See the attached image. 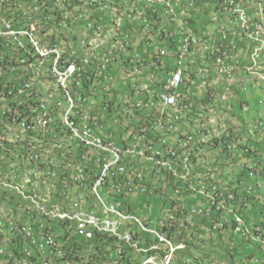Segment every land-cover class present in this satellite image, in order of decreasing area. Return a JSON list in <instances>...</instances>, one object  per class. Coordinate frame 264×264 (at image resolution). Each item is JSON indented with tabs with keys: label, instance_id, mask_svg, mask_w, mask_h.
Segmentation results:
<instances>
[{
	"label": "built area",
	"instance_id": "obj_1",
	"mask_svg": "<svg viewBox=\"0 0 264 264\" xmlns=\"http://www.w3.org/2000/svg\"><path fill=\"white\" fill-rule=\"evenodd\" d=\"M201 4L211 10L213 34L196 33L191 26L189 16ZM14 5L23 6V17L14 15ZM258 5H264V0H166L154 4L144 0H49V8H42L38 0H0L1 145L13 150V161L0 155V264H14V259H22L24 264H72L78 254L89 251H97L93 264H115V258H123L125 264V257L138 251L124 242L109 244L92 238L94 226L88 221L73 218V222H86L89 235H74L73 226L53 223V216H63L52 211L57 200L37 205L21 181L13 179L14 161H22L26 174L38 171L47 186L66 192L71 205L84 203L94 208L93 198L102 196L104 212L122 216L147 240L167 241V234L179 232L180 245L167 241L174 262L152 264H189V260L177 258V247L204 245L206 234L215 236L214 232L230 234L233 242L237 238L264 252V227L245 230L240 213L264 189V181L257 180L260 170L251 160L238 163L233 175L227 176V184H220V175L225 174L217 167L224 161L232 165L236 151L249 154L254 149L249 143L264 136V122L257 119L248 127H227L217 109L204 102L223 103L229 98L225 90L224 100H217L214 87L222 63L234 70L230 83L244 74L252 77L249 82L253 85H264V18ZM140 11H149V18L132 20V13ZM41 20H48L53 44L43 43ZM65 20L85 21L86 29L65 27ZM90 28L118 34V41L73 44V37L89 34ZM55 31H63V38H55ZM179 33H186V40H179ZM188 39H198L200 58H193ZM239 41L250 44L246 62L240 60L246 47ZM33 44H40L42 63L32 59ZM104 45H113L114 53L98 58L99 47ZM90 49H97L96 59H89ZM175 59H182V66H175ZM95 61H102V70H95ZM185 63H192L194 77H185ZM47 64H54L47 81L50 92L40 89L38 83ZM113 67L126 82L124 98L118 92L122 103L112 110L109 105L99 109L95 101L85 98L84 83L98 85L106 78L105 70ZM185 90L200 92L204 101L193 99L191 111H182L180 95ZM71 98H78L77 110L63 113V105ZM164 101H171V111L163 110ZM195 110H203L201 121H193ZM102 111L107 114L104 119V114L101 119L93 117ZM206 112L222 120L223 135L214 134V120L212 125L204 124ZM171 122H179V137H169ZM245 133L248 141L238 136ZM180 137L190 140L191 154L180 150ZM220 139H231V146H220ZM19 140L40 143L41 151L15 149ZM109 159H120V167L106 169ZM241 173H248L255 183L248 185L239 178ZM173 181H180V188H173ZM222 187H230V194H222ZM136 193L158 200L154 212L159 215H138L128 203ZM20 198H29V206L20 205ZM189 217L204 219L196 226ZM60 232L65 234L64 243L51 244V236ZM190 236H197V243L184 240ZM13 246L20 247L19 255L7 251ZM103 248H114V256H101ZM47 253H54V261H46ZM197 264L220 263L200 256Z\"/></svg>",
	"mask_w": 264,
	"mask_h": 264
},
{
	"label": "bare ground",
	"instance_id": "obj_2",
	"mask_svg": "<svg viewBox=\"0 0 264 264\" xmlns=\"http://www.w3.org/2000/svg\"><path fill=\"white\" fill-rule=\"evenodd\" d=\"M39 1L40 3H42V8H49V0H39ZM144 1L145 4H154L166 0H144ZM20 7H22V5H14V15L16 17H23V8ZM148 15H149V11H140V13H132V20H140V18H148ZM69 21L70 20H65L66 23L65 26L67 25L69 26L68 24ZM75 22H80V21L72 20L73 23L72 29H75L74 27ZM90 30H95L96 32H100L99 28H90ZM40 33L44 35H48L47 40L43 41L44 44H53L52 40H54V37L49 35L48 20H41ZM92 33L90 31L89 33L90 37L88 36L86 37L85 39L86 42H84V44L88 43L87 38L90 40V44H91V42L93 41ZM101 34L104 36V39L105 37H109V39L111 38V41L108 44H116V41H118V34L115 33H101ZM97 37H98L97 42H103L102 36L100 34H98ZM60 38L63 37L61 36ZM77 38L75 40L77 41V43H79V40ZM179 40H186V33H179ZM81 43H82V39H81ZM188 46L190 48V52H193V58H200V43L198 39H188ZM105 47L107 48L108 51V52L106 51V54L114 53L113 45H105ZM102 51L104 50H101V52ZM106 54L102 58H105ZM32 59L35 63H42V55H40V44L32 45ZM89 59H95V58H89ZM95 64L98 65V66L95 65V70H102V61H95ZM175 66H182V59H175ZM53 71H54V64H47L45 66V70H42L41 73L38 75V83L43 84L45 80L48 81L49 74H52ZM184 75L185 77H194V67L192 66V63L184 64ZM233 78H234V70L229 69V63H222L221 70L217 71L214 77V87L217 96L219 97L225 96L226 89L223 87L222 82L227 81L230 83L233 80ZM197 96H200V92L185 90L183 93H181L180 95L181 110L191 111L190 102L193 99H196ZM77 106H78V98H71V102H68L67 104L63 105V113H74L77 110ZM163 110L171 111V101H164ZM201 118H203V110H195V112H192L193 121H201ZM213 120H214V134L223 135V128H221L222 120L214 119L213 112H206L204 117V124L212 125ZM169 137H179V122L170 123ZM2 142H4V133H0V155L5 161H13V150L4 149V147H2L1 145ZM179 145H180V150H182V153L191 154V142L187 137H180ZM220 146H231V139H220ZM25 148L31 149V151H41V144L34 143L32 140H19L15 142V149H25ZM118 167H120V159H109L106 162V169L108 170H116V168ZM257 170H260L258 166H257ZM12 176L13 179H19V181H21V187L24 188L25 192H30V198L32 200H37V205H47V203H54L57 200L58 204H52V211L54 213H58L59 215H63V216H53V223H65V226H73L74 235H89V228H86V222H73V218H75L76 220L88 221L92 226H94V228L91 229V237L100 236L102 239L107 237V239L104 241L109 244H123L124 242L126 245H130L136 250H138L130 254L129 257H125V264H152L153 262L161 263V260H166V262H174V254H171V251H168V243H167L168 241L170 242L171 245H176L172 237H169L167 234V241H165L164 238H156V239H148V240L145 239L142 236V234L138 232V228L129 227V222L126 219H123L122 216L115 215L114 213H110V212H104V206H102V196H95V198H93L94 208L87 207L86 204L84 203H73L71 205L69 201L66 200V192L60 189H54L52 186H47L45 179L38 173V171H31L30 175L26 174V172L24 171V164L22 163V161L13 162ZM220 184H222L221 181ZM173 188H180V181H173ZM222 194H230V187H222ZM63 204L65 205L62 206ZM20 205L29 206V198H20ZM245 230H254V229L253 228L250 229L246 222ZM170 235H178L179 242L177 245H180V234H178V232H173ZM60 237H61L60 234H55L51 236V244H61L62 238ZM190 237H191L190 243H194L197 240V236H190ZM0 243H1V236H0ZM162 246H165L166 248H163ZM194 247H196L194 246V244L181 245L177 247V253L181 251L184 254L183 258L186 259L187 256L190 257V255H187L186 252H188V249L190 248L192 249ZM46 255L50 257L49 261H54V253H47ZM101 256H114V248L101 249ZM195 258L194 260H190L189 264L192 263L197 264V261H200L199 257L197 258V260H195ZM96 259L97 257L95 258V260ZM95 260L90 259L89 257L87 258L84 255L78 254L77 261H72V264H79V262H84L86 264H93ZM22 262H24V260L22 259L16 261L17 264H22ZM53 264H60V263H53ZM115 264H123V258H115Z\"/></svg>",
	"mask_w": 264,
	"mask_h": 264
},
{
	"label": "rangeland",
	"instance_id": "obj_3",
	"mask_svg": "<svg viewBox=\"0 0 264 264\" xmlns=\"http://www.w3.org/2000/svg\"><path fill=\"white\" fill-rule=\"evenodd\" d=\"M38 2H40L38 0ZM20 8H23L20 7ZM261 9V10H260ZM264 5H258V12L260 15H262V18H264ZM201 9L200 8H197L194 10V13H198ZM205 11H209L210 8H208V6H205L204 8ZM263 11V12H262ZM82 22V23H81ZM71 23V24H70ZM76 23V24H75ZM74 23V27L75 29L77 30H84L86 28V22L85 21H80V22H75ZM66 24V23H65ZM69 26H65V27H73V23H72V20L69 21ZM79 24V25H78ZM81 24V25H80ZM79 26V27H78ZM82 26V27H81ZM92 35H93V41L92 42H97V36L98 34H100L102 36V40L103 42H107L109 43L111 41V38L109 39V37H105L104 39V36L100 33V32H96L95 30H90ZM60 34V35H59ZM41 35V38H43V41L47 40L48 38V35H44L42 33H40ZM56 35H57V38H60L61 36H63V32L62 31H56L55 32V38H56ZM90 37V34L88 33H83V34H79V36H75L78 40H79V43L80 44H83L84 42H86V37ZM54 37V36H53ZM95 37V38H94ZM81 39H82V43H81ZM229 39H234L232 35L229 36ZM87 42L86 44H90V40L87 38ZM77 43V44H79ZM104 47V48H103ZM103 47H99V51H98V58H102L105 54H106V51H107V48L105 47V45ZM106 48V49H105ZM93 50V51H92ZM101 50H104L101 52ZM91 52V53H90ZM108 52V51H107ZM97 49H90L89 50V58H95L97 57ZM95 56V57H94ZM96 66H98L97 64H95ZM101 66V65H100ZM41 83V81H40ZM104 83V81H103ZM101 81L98 82V85L95 84V88L94 89H91V92H93L94 94L96 93V95H99L100 92H101V89L103 87H105V85H108L109 86V91L110 92H114V91H117V90H120L118 92H120V97L121 98H124V94H125V90L122 89L121 90V87H119V84L116 81L110 83V84H103ZM40 89L44 90L45 92H50L51 91V88L48 84V82L45 80L43 84L39 85ZM240 87V91L238 93H236L235 95H233L231 98H230V103L233 107L232 109V112H229L227 114H225V117L227 119H230L232 115L235 116V120H233L232 122L229 121L227 123H230L231 125H240V126H250V119H256V118H260L261 116V119L263 120L264 122V92L261 88H258V87H255L253 88V85H251L250 83H245L243 84L242 86H239ZM117 93V92H116ZM84 94L86 95V91L84 92ZM115 94V93H113ZM229 94V93H228ZM116 95V94H115ZM88 99H89V102L91 100V96H88ZM217 100H224V97H219L217 96ZM246 103V104H249L250 107L252 108V111L250 113H246L244 112L242 109H241V105L242 103ZM218 104V102H209L208 104V107H213V106H216ZM203 108V107H201ZM251 114V115H249ZM108 123H105V125H107ZM227 127H230L229 125H227ZM235 129V127H234ZM249 128H247L248 130ZM241 133H244L243 131ZM238 136L240 137H246V141H248V133H245V134H239ZM259 141L262 143V148L258 147L257 145V142L259 144V141L257 139H254L255 141H253L252 143H249L251 144L253 147H257L256 149V152L260 153L261 157H259L258 159L256 158L257 162L256 165L260 168V166L262 167V171H264V138L260 137L258 138ZM235 156L237 158H240L243 156V154L239 151H236L235 152ZM250 163H255L254 161V158L250 161ZM231 168H228L226 169L227 170V173L229 172ZM260 181V180H259ZM262 197V196H261ZM258 198H260V196L258 195ZM158 201V200H156ZM154 199L153 200H149L148 197L144 196V195H141L139 193H136L132 199H129L128 203L129 205H131L133 207V209H135L137 211V214L140 215V216H143V217H152V216H155V215H159V213H155L154 211L157 210V205H156V202ZM255 200H252L251 202V205L248 207V208H245L244 209V214L242 215L244 217V219L247 221V225L248 227L251 229V228H254L256 226H261L262 224H264V210L262 208V205L261 207L259 206L260 204L257 203V202H254ZM149 204H152L154 205V209H152L151 207H149ZM65 204H63L62 206H64ZM200 219H204L202 217H189V221H192L196 226L199 225V222L201 221ZM206 221V220H205ZM209 224H207L206 226H208ZM184 231V228L181 229V232ZM190 232V231H189ZM201 232H203V228L201 230ZM173 233V232H172ZM179 234V232H178ZM215 234V237H217L219 235V232H214ZM169 237H172V239L175 241L176 245L178 244L179 242V236L178 235H170L168 234ZM206 238L208 239L209 236L207 234ZM191 237H185L184 240H190ZM62 243V242H61ZM215 244V243H213ZM219 245V244H218ZM216 245V246H218ZM163 248H166L165 246H162ZM198 249L200 248L201 250H203V252L207 251L208 253L209 252H212V251H209L207 248L208 246L206 245H200L199 247H197ZM197 249V250H198ZM201 250H198V251H201ZM224 249L222 250H219V251H215L214 253H221ZM251 252L252 254H255V258H254V262L252 264H263L264 262L263 261H260V260H263L264 259V254L261 253V252H258V250L254 249L252 251H249ZM81 255H84L85 257H89L90 259H93L95 260V258L97 257V251H89L88 253L86 254H81ZM184 254L179 251L177 253V258H183ZM218 255L214 256L212 255L211 257H214V258H217ZM191 257V258H190ZM187 256L186 260H194V257L193 256ZM236 258L238 259L236 262L239 263L241 260H243L245 258L244 255H241L239 253H236ZM220 261L221 262H226L225 258L224 257H221L220 258ZM28 263L30 264L31 262L28 261ZM14 264H17L16 261H14ZM22 264H24V262H22ZM193 264V263H192Z\"/></svg>",
	"mask_w": 264,
	"mask_h": 264
},
{
	"label": "clouds",
	"instance_id": "obj_4",
	"mask_svg": "<svg viewBox=\"0 0 264 264\" xmlns=\"http://www.w3.org/2000/svg\"><path fill=\"white\" fill-rule=\"evenodd\" d=\"M204 8H205V5H203V4H201L200 5V11L198 12V13H192L190 16H189V21L192 23L191 24V26H192V28L194 29V31L196 32V33H200V34H208V33H211V34H213L214 32H215V26H214V24L212 23V21H211V18H210V12H211V10H209V11H205L204 10ZM208 8H209V6H208ZM218 37V36H217ZM212 41H214L213 39H212ZM239 44H242V45H244L245 47H246V50L243 52V53H241V55L239 54V56H240V60H241V62H246L247 60H246V56L248 55V50H249V46H250V44L248 43V42H243V41H239ZM252 77H250V76H248L247 75V77L243 74L242 76H239V78H238V80L237 81H235V82H233V83H229V82H227V81H224V82H222V85H223V87L228 91V93H229V95H228V100L227 101H225V102H223V103H218L216 106H213V108H216L217 109V111L219 112V114H220V117H222V119H223V121H224V123H226L227 125H231L230 123H227V122H229V121H233V120H235L236 118H235V116L234 115H232L231 116V118L230 119H227L226 117H225V114H227V113H229V112H232V109H233V107H232V105H231V103H230V98L233 96V95H235L236 93H238L239 91H240V87L239 86H242L243 84H245V83H250L251 85H253V83L252 82H249V80L251 79ZM255 87H258V88H261L262 90H263V92H264V85L263 84H261V85H253V88H255ZM229 89V90H228ZM196 99L198 100V102H200V101H202L203 100V97L200 95V96H197L196 97ZM204 101V100H203ZM204 102H206L207 104L206 105H208L209 104V102L208 101H204ZM210 102H214V101H210ZM242 105H243V111L244 112H251L252 111V108L250 107V105L249 104H246V103H242ZM245 108H249V110L248 111H246L245 110ZM257 119H261V116H260V118H256V119H254L253 121H251V124H250V126L257 120ZM262 120V119H261ZM227 121V122H226ZM263 121V120H262ZM234 127H236V126H240V125H233ZM240 127H244V126H240ZM245 127H248V126H245ZM260 137H262V138H264V136H262V135H258V136H256L254 139H257V138H260ZM253 139V141H255ZM252 141V142H253ZM251 142V143H252ZM224 159L226 160L227 159V157L226 156H224ZM253 159V158H252ZM234 160H237L236 159V156H235V158H234ZM251 160V159H250ZM238 161V160H237ZM237 163H235L234 164V162H232V165L231 164H229V163H227L226 161H224V162H222V163H218L217 164V167H219L220 168V172H223L226 176H232L233 175V172H234V170H235V165H236ZM228 168H231L230 170H229V172L227 173V170L226 169H228ZM262 172L260 171V174H261ZM259 192H261V194H262V199L264 200V194L262 193V192H264V189L263 190H261V191H258L257 193H259ZM256 193V194H257ZM254 198H256V195H255V197ZM63 233V232H62ZM62 233H61V235H62Z\"/></svg>",
	"mask_w": 264,
	"mask_h": 264
},
{
	"label": "trees",
	"instance_id": "obj_5",
	"mask_svg": "<svg viewBox=\"0 0 264 264\" xmlns=\"http://www.w3.org/2000/svg\"><path fill=\"white\" fill-rule=\"evenodd\" d=\"M148 18H149V15H148ZM63 37V36H62ZM74 39H73V44H77V41L75 40L76 38L75 37H73ZM52 43H54V40H52ZM104 76H106V78L104 79V78H102V79H100V81L103 83V81H104V83L105 84H110V83H112V82H114V81H116L117 80V82H118V84H119V87H121V90L122 89H126V82L122 79V74L120 73V72H118L117 71V69L116 68H108V69H106L105 70V73H104ZM103 83V84H104ZM104 84V85H105ZM95 88V85L93 84V83H91V82H86V83H84V88H83V94H84V92L86 91V95L84 94V96H85V98H87L88 99V96H91V100L92 101H95L96 103H97V106H98V108L99 109H102L105 105L108 107V105H109V109L110 110H112L113 108H115L117 105H118V102L119 103H122V101L121 100H119V96L117 95V93H118V91H120V90H117V91H112V92H110L109 91V86L108 85H105V87H103L102 89H101V92H100V94L99 95H96V93L94 94L93 92H91V89H94ZM117 92V93H116ZM113 93H115V94H113ZM120 93V92H119ZM89 100V99H88ZM90 100V101H91ZM109 103V104H108ZM241 109L243 110V105H241ZM104 111V110H103ZM103 111L102 112H99V113H96V114H94V118H98L101 114H104L103 113ZM134 113V112H133ZM137 114H138V112H136ZM246 113H250V112H246ZM107 116V114H104L103 116H102V119H104L105 117ZM100 118V117H99ZM101 119V118H100ZM132 121H133V118H130ZM103 122H105V121H103ZM250 124H251V122H250ZM257 140L259 141V139L257 138ZM257 145H258V147H260V148H262V143L259 141V144H258V142H257ZM256 149H257V147H254V149L253 150H251V152L249 153V154H243V156L242 157H240V158H237L236 157V159L238 160H233V162H234V164L235 163H239V164H242V163H247L250 159L252 160V158H254V161H255V163H258L257 162V160H256V158L258 159L259 157H261L260 155V153H258V152H256ZM256 157V158H255ZM259 168V167H258ZM260 171L262 172L261 174H259V176H257V180L259 181V182H262V181H264V171H262V167L260 166ZM239 178H241V179H245L244 181L248 184V185H253V183H255V181L254 180H252V179H250L249 177H248V173H241V174H239ZM236 191V190H235ZM239 191H236L235 192V195H237V193H238ZM263 194H264V192H262ZM238 197H240V193H238V195H237V198ZM253 200H256V198H254ZM257 203H259L260 205V207L264 204V202L263 201H260V200H257L256 201ZM262 208H263V210H264V205L262 206ZM240 213L243 215L244 214V209L242 208V210L240 211ZM244 218V217H243ZM245 220V219H244ZM246 221V220H245ZM247 222V221H246ZM262 227H264V224H262L261 225ZM253 229H255V228H253ZM60 235H61V232H60ZM60 238H62L61 240H62V243L61 244H63V241L65 240V237H64V234H62L61 235V237ZM64 238V239H63ZM92 238H96V239H102L100 236H93ZM107 239V237H105V238H103V240H106ZM76 242V241H75ZM66 243V242H65ZM18 248H20V247H7V251H13L16 255H19V252H17L18 251ZM49 259H50V257H48L47 255H46V261H49ZM19 260H21V259H14V261H19ZM8 264H11V262H9Z\"/></svg>",
	"mask_w": 264,
	"mask_h": 264
},
{
	"label": "crops",
	"instance_id": "obj_6",
	"mask_svg": "<svg viewBox=\"0 0 264 264\" xmlns=\"http://www.w3.org/2000/svg\"><path fill=\"white\" fill-rule=\"evenodd\" d=\"M249 115H251V114H249ZM253 120L254 119L251 118L250 122ZM220 181L222 182V184H226L227 183V176L226 175H222V176L220 175ZM258 195L260 196V198H258ZM261 196H262L261 192L257 193L256 194V200L254 202H256L257 200L264 202V200L261 198ZM203 227H205V226H203ZM206 236H207V234H206ZM208 236H209L208 239L207 238L204 239V242H205L204 245L208 246L207 249L209 251H212V252H209V253L207 251L203 252V250H201L200 248L199 249L197 248L201 244H194V246H196V247H194L192 249L191 248L188 249V252H186V254L193 256L194 258L196 257L195 260H197L198 257L200 258V256H204L205 258H210L212 260L219 262L220 264H252L254 262L256 252L254 254H252L249 251H252L255 248H250L249 246H247L246 244H244L242 241H240L237 238H236L237 241L233 242L232 241L233 238H231L230 234H227V235L219 234L217 237L211 236L210 234H208ZM194 243H197V240ZM213 243H215V244H213ZM216 245H218V246H216ZM197 249L201 250V251H198ZM222 249H224V250L221 253L220 252L217 254L214 253L215 251H219ZM256 250H258V252H261L264 254V252L262 250H259V249H256ZM236 253H239V254L245 256V258L243 260H241L239 263L236 262L238 260L236 258ZM214 254H215V256L218 255L217 258L211 257L212 255L214 256ZM221 257L225 258V260H226L225 263L220 261ZM262 261L264 262V259Z\"/></svg>",
	"mask_w": 264,
	"mask_h": 264
}]
</instances>
